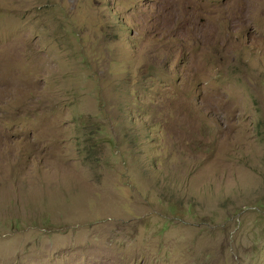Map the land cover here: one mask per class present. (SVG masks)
Masks as SVG:
<instances>
[{
  "label": "rangeland",
  "instance_id": "374dc122",
  "mask_svg": "<svg viewBox=\"0 0 264 264\" xmlns=\"http://www.w3.org/2000/svg\"><path fill=\"white\" fill-rule=\"evenodd\" d=\"M0 264H264V0H0Z\"/></svg>",
  "mask_w": 264,
  "mask_h": 264
}]
</instances>
